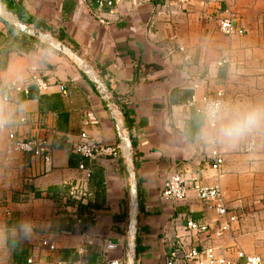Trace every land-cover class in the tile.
Returning <instances> with one entry per match:
<instances>
[{"label":"crops","instance_id":"1","mask_svg":"<svg viewBox=\"0 0 264 264\" xmlns=\"http://www.w3.org/2000/svg\"><path fill=\"white\" fill-rule=\"evenodd\" d=\"M98 1L0 0V89L10 81L21 84L33 68L49 82L47 90L28 84L29 95L7 91L12 113L7 130H0V221L26 212L44 227L10 258L0 254V264H130L132 172L138 188L135 238L140 237L133 264H169L173 252V264H211L204 257L187 262L183 245L213 247L230 264H246L238 255L243 250L264 264V136L256 137L251 151L250 138L236 147L219 145L225 161L217 172L211 144L196 139L198 111L188 105L196 98L202 107L205 96L219 91L229 104L264 103V0H122L111 6L106 2L116 0H104L102 9ZM227 9L244 35L220 30L218 18ZM101 89L112 96L135 143L130 162L125 146L120 157L97 160L74 150L82 141L121 145ZM9 131L47 139L51 159L9 152ZM81 163L92 169L87 182L93 197L83 204L69 195L70 183L87 179ZM177 168L188 179L221 186L227 207L239 212L230 231L214 236L177 227V217L211 227L227 220L193 189L183 200L161 197ZM43 239L56 249L43 247ZM109 241L115 249L102 257L100 247Z\"/></svg>","mask_w":264,"mask_h":264},{"label":"built area","instance_id":"2","mask_svg":"<svg viewBox=\"0 0 264 264\" xmlns=\"http://www.w3.org/2000/svg\"><path fill=\"white\" fill-rule=\"evenodd\" d=\"M122 0H116V1H104L99 0L98 1V7L100 9L104 8L105 2L106 5L111 6L116 3H120ZM181 3H188L190 0H180ZM213 3H220L224 0H209ZM89 4L92 5V0H89ZM223 10V9H220ZM0 12L2 14H5L4 10L2 9L1 3H0ZM223 12H226L227 14H224L226 16H221L218 18V26L220 30L225 33L227 36H233V35H244L245 30L241 27H239L235 23V16L233 13L230 12V10H224ZM223 12H221L223 14ZM104 22L103 20H101ZM48 43L52 41V39L47 40ZM1 71V69H0ZM11 82V83H10ZM9 83H4L2 86L4 89H7V91H17V92H24L26 95H29L30 90L28 88V84H34L38 87L39 90H47L49 88V82L47 78L39 73V71L36 68H33L32 71L29 73V76L24 82H21V84L15 80L10 81ZM60 88L62 91H65L64 86L60 85ZM102 96L106 102V105L108 107V110L110 112V115L115 123V125L118 127L120 136L122 138L121 145L119 146H111L106 145L102 143H88L87 141H82L75 145L74 150L80 154H82L84 157L90 159V160H97L104 157H113L118 158L121 156V147L124 148V151H129L127 149V144L125 141L126 136L128 135V131L124 126V118L123 114L121 113L120 109L116 106V104L112 100V96L109 94V92L106 89H101ZM224 95L221 91L217 93L216 97L211 96H205L204 97V104L210 102V101H222L224 102ZM9 98V97H8ZM198 101L196 98H193L189 102L190 107H195L197 111L201 108L198 104ZM27 118H22V121L25 122ZM0 130H7V126L4 124L3 126H0ZM83 138H88V135L86 133L82 134ZM8 139L11 144L12 150H18L25 153L32 154L37 157H42L46 161H49L51 159V148L49 145V142L47 139L42 137H36V138H25L17 136L14 132L9 131L8 133ZM256 143L254 139H250L248 143L247 150L251 151L255 149ZM127 155L124 154L126 159L129 161V156L132 157V151H129ZM210 157L213 158V162L211 163V168L216 170L217 172H221L223 164H224V155L221 152L219 145H211V153ZM79 168L83 170L86 173L87 179L83 181H77L76 183H70V191L69 195L70 197L76 201L77 203H88L92 197L93 194L88 186V177L92 174V169L88 166H86L84 163H81ZM205 168H202L200 172H204ZM189 181V183H188ZM190 189H193L198 197L204 201L207 205L210 207L215 208L218 213L226 217L227 220L224 222H220L216 227H211V225L208 224H199L194 219L190 217H177L176 218V225L179 228L184 229L185 231H198L200 233H210V235L214 236H222L224 233L231 230V226L233 223L237 222L239 220V212H236L233 209H230L227 207L222 188L219 184L216 185H205L201 182L198 176H194L191 179H188L186 177L185 171H183L180 168H177L173 171V173L170 175L168 180L165 183L164 189L162 191L161 197L165 201H178L185 199ZM131 211H135V219L136 223L135 226L132 225L130 222L128 234L129 237L132 235H136L137 232V213H138V203L135 202L133 206H131ZM41 245L43 247H46L50 250L56 249V244L54 242L49 241L48 239H43L41 241ZM108 245H110V249H115V243L112 241L108 242ZM184 250V258L187 262H198L201 258H205L208 260L211 264H230V262L225 257H217L214 253L213 247H206L202 250H197L193 248H189L187 245H183L181 247ZM238 255L240 257H243L246 259V264H263V260L259 255H249L245 251L240 250L238 252ZM135 257V245L132 246L129 244L128 252H127V259L134 258ZM176 257V253L171 254V258L169 260V264H173L174 258ZM32 262V259L29 261ZM109 264H119L118 261H112Z\"/></svg>","mask_w":264,"mask_h":264},{"label":"clouds","instance_id":"3","mask_svg":"<svg viewBox=\"0 0 264 264\" xmlns=\"http://www.w3.org/2000/svg\"><path fill=\"white\" fill-rule=\"evenodd\" d=\"M51 53L50 47L46 55ZM11 113L7 89H0V126L10 122ZM196 120L195 135L199 142L236 147L249 138L264 136V103L233 105L210 101L198 110ZM12 178L8 177V181ZM43 227L26 212L14 219L0 221V254L10 258L21 245L32 241ZM109 249L110 245L102 244L101 256Z\"/></svg>","mask_w":264,"mask_h":264},{"label":"water","instance_id":"4","mask_svg":"<svg viewBox=\"0 0 264 264\" xmlns=\"http://www.w3.org/2000/svg\"><path fill=\"white\" fill-rule=\"evenodd\" d=\"M17 25V27L19 28V29H21V30H24V31H26V32H29V30L24 26V25H22L21 23H17L16 24ZM50 44L55 48V49H57V50H60V51H62L63 53H65V54H67L69 57H71V58H77V59H79V60H81L79 57H77V55L70 49V48H68L66 45H64V44H62V43H55L53 40L50 42ZM82 61V60H81ZM125 141H126V144H127V149L129 150V151H132V143H131V139H130V137H129V135H127L126 136V138H125ZM131 158L132 157H130L129 156V162H130V160H131ZM131 189H132V192H133V195H132V201H131V206H133V204L135 203V202H137L138 203V188H137V183H136V173L135 172H132V174H131ZM132 209V208H131ZM135 210V209H134ZM131 211V213H130V222L132 223V225L133 226H135V223H136V219H135V211ZM131 242H130V244L132 245V246H134L135 245V240H136V238H135V235H132L131 237ZM135 258V257H134ZM134 258H130V259H128L129 260V263L130 264H133V262H134Z\"/></svg>","mask_w":264,"mask_h":264},{"label":"trees","instance_id":"5","mask_svg":"<svg viewBox=\"0 0 264 264\" xmlns=\"http://www.w3.org/2000/svg\"><path fill=\"white\" fill-rule=\"evenodd\" d=\"M125 118H126V120H127V128H130L132 125H131V119H130V117H129V111H126L125 112ZM135 145V143H133V146ZM140 206V205H139ZM137 239H136V243H137V246H138V242H139V240H140V237L139 236H137L136 237ZM137 256H138V253H137V255H136V257L135 258H137Z\"/></svg>","mask_w":264,"mask_h":264},{"label":"rangeland","instance_id":"6","mask_svg":"<svg viewBox=\"0 0 264 264\" xmlns=\"http://www.w3.org/2000/svg\"><path fill=\"white\" fill-rule=\"evenodd\" d=\"M250 139H254L255 140V143L257 145V141H256V137H253V138H250ZM250 141V140H249ZM249 143V142H248ZM247 147H248V144H247ZM247 147H246V150H247Z\"/></svg>","mask_w":264,"mask_h":264}]
</instances>
